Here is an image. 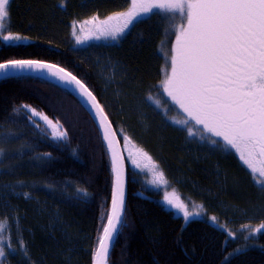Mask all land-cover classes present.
<instances>
[{
    "label": "trees",
    "instance_id": "obj_1",
    "mask_svg": "<svg viewBox=\"0 0 264 264\" xmlns=\"http://www.w3.org/2000/svg\"><path fill=\"white\" fill-rule=\"evenodd\" d=\"M129 1L11 0L8 28L30 41L4 45L0 63L33 59L76 75L96 96L120 140L130 138L160 164L173 185L205 195L211 209L220 208V200L236 206L264 201L233 153L208 143L203 150L187 144L185 133L169 120L176 111L167 109L160 81L175 38L172 15L153 13L112 45L76 44L73 21L104 18ZM126 95L137 106L126 105ZM155 97L158 106L152 104ZM22 105L46 115L52 125ZM158 111H164L162 116ZM61 132L67 133L64 139ZM0 153V221L7 222L4 264H92V250L111 210L113 176L100 133L76 97L32 75L0 80ZM228 168L246 182L243 189L227 185L221 191L218 183H224L221 175ZM209 192L218 196L215 202ZM238 192L236 202L231 196ZM158 199L160 193L146 189L127 170L124 221L108 264H264V232L246 243L236 232L230 238L205 220L185 224Z\"/></svg>",
    "mask_w": 264,
    "mask_h": 264
},
{
    "label": "snow or ice",
    "instance_id": "obj_2",
    "mask_svg": "<svg viewBox=\"0 0 264 264\" xmlns=\"http://www.w3.org/2000/svg\"><path fill=\"white\" fill-rule=\"evenodd\" d=\"M9 5L10 0H0V40L13 42L27 39L11 32L3 34L10 16ZM154 9L178 14L181 18L175 32V45L171 48L170 64L163 70L160 81V87L172 103L185 114L186 118L175 122L188 125L191 121L200 127L201 137L208 136L212 145L225 152L234 150L250 170L258 190L264 192V0H131L127 11H117L106 20L99 21L96 39L105 36L116 40L134 22ZM97 19L93 16L85 23ZM72 34L76 36L75 28ZM76 40L81 42L79 36ZM25 71L45 73L62 84L73 86L94 110L103 130L102 139L107 142L111 153V211L106 217L107 223L102 225V234L98 235L97 246L91 256L92 264H108L110 246L125 210L124 160L109 132L111 125L108 117L93 92L63 67L33 59L0 63V76L5 78ZM21 108L27 109L32 117L39 115L40 119L52 125L46 115L39 114L30 106L22 105ZM187 131L189 136L194 135L191 127ZM66 136V132H61L59 138ZM144 155L151 160L147 153ZM132 162L139 167L136 160ZM157 180L167 184L162 171ZM77 191L87 196L86 190ZM163 199L167 206L182 213L186 222L190 217L200 215L199 211H190L189 205L178 197L166 194ZM194 207L203 209L202 204ZM210 219L213 223L217 220L215 216ZM6 223V220L0 221V264H4L5 258L6 242L2 234ZM262 230L264 223L253 232L260 233ZM227 235L232 237L233 233L228 232ZM18 243L25 250L23 240ZM7 247H12L10 242ZM240 251L236 249L237 253Z\"/></svg>",
    "mask_w": 264,
    "mask_h": 264
},
{
    "label": "rangeland",
    "instance_id": "obj_3",
    "mask_svg": "<svg viewBox=\"0 0 264 264\" xmlns=\"http://www.w3.org/2000/svg\"><path fill=\"white\" fill-rule=\"evenodd\" d=\"M130 6H131V0L129 1L127 7H124L123 11H127ZM156 12L159 13L161 11L154 9L152 13H150L147 16H142L138 20L144 19V18H146V17H148V16H150ZM166 14L172 15L177 20V24H176V27L174 29V32H176V30L179 28V25L181 23L180 16L178 14H173V13H166ZM110 15H113V14H110ZM108 16H106L104 18H98L97 21H94L91 23H85L86 21H91V18L87 19L85 21L78 22V23H76V21H73L71 23V24H73L72 27L75 28L76 36H79L81 39V42L77 43L76 36H74L76 44L79 47H87V46L96 45V44L98 45L100 43H113V42L118 41L117 39L113 40L111 37H105V36H100L99 39H96V35L99 34L96 32V25L99 23V21L106 20ZM138 20H137V22H138ZM9 21H10V18L5 23V28H4L3 34L6 35V34H8V32H11L14 35H20L22 37H27V39H22L20 41H13V42H5L3 40H0V48H2L4 45H7V44H26V43H28L30 41L28 36H24L23 34H20L18 32H12L9 30V28H8ZM74 22H75V24H74ZM135 23L136 22H134V24ZM134 24L132 26H130V28L128 30H126L124 34H126L128 31H130V29L134 26ZM72 31H73V29H72ZM174 45H175V38L171 44V47L168 50V54L165 56L166 63H167L166 66L170 64L171 48ZM169 71H170V69H169ZM161 93L163 94V96L161 95V97L164 98L168 104L167 109H170V107L173 109H176V113L174 115V120H172V118H170L169 120L172 121L173 124L180 131L185 133L184 137H185L187 144L189 143V145H195L197 148L201 147L200 143L193 140L194 139L193 137H198L200 135V133L198 131L194 130L195 127H193V122L189 121L188 125L177 124L175 121L180 120L182 118H186L185 114L178 108V106H176L172 103L171 99L167 96V94L163 91L162 88H161ZM126 96H124V102L126 105H130L132 103L133 107L137 106V102L135 100H134V103L129 102L128 96L127 97ZM157 100H158V97L153 98L152 104L154 106H158ZM150 102L151 101L148 100L147 102H145L146 103L145 105L150 106L151 105ZM163 112L164 111H161V112L158 111V114L162 116ZM173 114H174V112H173ZM188 127L192 128L194 135H192V136L188 135V131H187ZM208 144L211 145V143H208ZM122 149H123V153L125 156L127 168H129L132 173H135L137 175V177L140 178L142 184L144 185V187H146V189H148L149 191H153L154 193L155 192L160 193L161 199L160 200L158 199L160 201V203L167 210L172 211L177 217L182 218L185 224H188L189 222H191L193 220H205L208 223L212 224L213 226H216L217 228L222 229L226 233L236 232L240 237H242L244 239V241H246V243H248V241L250 239H252L253 237H256L260 233L264 232V230H262L260 233L253 232V229L257 228L261 223H264V208H263L264 207V201L262 199L256 200L253 203L249 202V204L246 203L244 205H237V206L233 205L232 203H228V202L226 204H224L220 200V202H217V206H220V208L213 210L210 208V206L207 205V203L209 204V202H211V200L207 199L205 197V195L203 196V194H202L200 197L198 195V193H196L195 191L190 192V191L185 190V188L182 185H173L172 182L169 180L167 173L165 171H163V169L161 168L160 164L158 162H156L154 160V158H152L148 152L143 151L140 147H138L132 140L125 138L123 143H122ZM201 149L203 150V147H201ZM215 152L219 153L220 151L219 152L215 151ZM221 152L225 153V151H222V150H221ZM144 153H147V156H150L151 160H149L144 155ZM237 156L239 157L238 154H237ZM1 158H2V156L0 153V160H1ZM133 160H136V162L139 164V167H137L135 164H133V162H132ZM238 161L246 169V170L243 169L244 173H242V174L247 178L249 185L251 186V188L253 187L254 191L257 190L258 186L255 184V181L252 179V175L250 173V170L247 169L246 165H244L243 162L240 161V159H238ZM227 170L228 171H224V174L221 175V176L224 175V179H225L224 183L223 182L218 183L219 186L222 185L221 191L222 192L225 191V186L227 188L229 186L232 189H239V190L243 189L244 186H242V185H244V183L246 184V182L243 180V178H238L239 176H237V172H235L234 169L228 168ZM161 171L164 173V177H165V180L167 181V184H162L157 180V176H158L159 172H161ZM179 182L185 184V181L180 180ZM5 192L7 195L12 194V196H15V194L12 193L10 190H6ZM166 194L169 195L170 197H178L182 202L189 205L190 211H199L200 215L190 217L189 220L186 222L183 218L182 213H180L177 210L172 209L170 206L166 205V203L164 202V199H163ZM208 194L212 195V197L214 196L213 197L214 202L218 199V196L213 195L211 192H209ZM206 196L208 197V195H206ZM239 197H240L239 192L236 193L235 195L231 196V198L236 202L240 201ZM263 198H264V195H263ZM199 204L203 205L202 210L194 207V205H199ZM213 216H215L217 218L215 223H213L210 219ZM221 225L223 227H221ZM245 225H247L248 227L246 228ZM250 232L252 233L251 235L249 234ZM233 236H234V234H233ZM233 236L230 238H233ZM245 237H247V239H245Z\"/></svg>",
    "mask_w": 264,
    "mask_h": 264
},
{
    "label": "water",
    "instance_id": "obj_4",
    "mask_svg": "<svg viewBox=\"0 0 264 264\" xmlns=\"http://www.w3.org/2000/svg\"><path fill=\"white\" fill-rule=\"evenodd\" d=\"M56 69H53V71H55ZM25 75H32V76H36V77H39V78H43V79H47L49 81H52L60 86H62L63 88L67 89L71 94H73L76 99L80 102V104L83 106L84 110L87 112V114L90 116V118L92 119V121L94 122L95 126L97 127L99 133H100V136L102 138V132L103 130L100 129L99 127V122H98V119L97 117L94 115V110L91 109L89 107L88 104L85 103L84 99H82L78 94L77 92L74 90L73 86H70V85H67V84H62L60 82H58L56 80V78L54 77H51L45 73H34V72H31V71H25V72H18L15 74V76L11 77V78H15V77H21V76H25ZM3 79H6L5 77L3 76H0V80H3ZM98 101V100H97ZM105 114V112H104ZM106 115V114H105ZM107 116V115H106ZM108 122L110 123L111 127L109 129V132L112 136V139L114 140V143H115V147H116V150L117 152L123 157V160H124V156H123V152H122V148H121V145H120V142L118 140V137L115 133V130L110 122V120L108 119ZM103 140V139H102ZM103 143H104V146L106 148V150L108 151V154H109V157H110V161H111V153L109 152L108 148H107V142L103 140ZM113 176V175H112ZM124 179H125V183H124V198H125V206H126V164H125V160H124ZM111 211V210H110ZM124 216H125V210H124V213H123V216H122V223L119 224L117 226V232L114 234V239L111 243V246H110V253L112 251V248L115 244V241H116V238L120 232V229L122 227V224H123V221H124ZM110 256V254H109ZM109 260V259H108Z\"/></svg>",
    "mask_w": 264,
    "mask_h": 264
},
{
    "label": "flooded vegetation",
    "instance_id": "obj_5",
    "mask_svg": "<svg viewBox=\"0 0 264 264\" xmlns=\"http://www.w3.org/2000/svg\"><path fill=\"white\" fill-rule=\"evenodd\" d=\"M121 11H123V10H121ZM114 14V13H113ZM138 21H140V20H138ZM137 22V21H136ZM128 33H129V31L126 33V34H124V35H121V36H119L118 38H117V40L118 41H116V42H113V43H102V44H114V43H117V42H119L122 38H124V37H126L127 35H128ZM101 44V43H100ZM175 111H176V109H174ZM193 127H195L194 128V130L195 131H198L199 133H200V135L198 136V137H193L194 139V141H197V142H199V141H201L200 142V144H202V143H210V139H209V137L208 136H204L203 138L201 137V131H200V127L199 126H196V125H194V123H193ZM212 139H218V138H212ZM201 146V145H200ZM231 153H233L234 155H235V157L236 158H238L239 159V157L237 156V154L234 152V150H232V151H230Z\"/></svg>",
    "mask_w": 264,
    "mask_h": 264
},
{
    "label": "bare ground",
    "instance_id": "obj_6",
    "mask_svg": "<svg viewBox=\"0 0 264 264\" xmlns=\"http://www.w3.org/2000/svg\"><path fill=\"white\" fill-rule=\"evenodd\" d=\"M234 226V225H233Z\"/></svg>",
    "mask_w": 264,
    "mask_h": 264
}]
</instances>
